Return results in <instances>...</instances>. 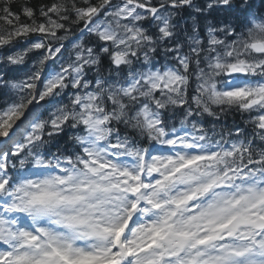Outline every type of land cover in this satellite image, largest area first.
I'll return each mask as SVG.
<instances>
[{
    "label": "snow or ice",
    "instance_id": "obj_1",
    "mask_svg": "<svg viewBox=\"0 0 264 264\" xmlns=\"http://www.w3.org/2000/svg\"><path fill=\"white\" fill-rule=\"evenodd\" d=\"M0 264H264V0H0Z\"/></svg>",
    "mask_w": 264,
    "mask_h": 264
}]
</instances>
